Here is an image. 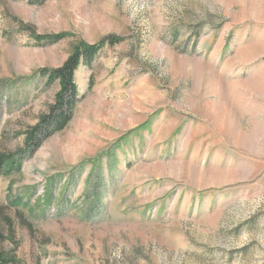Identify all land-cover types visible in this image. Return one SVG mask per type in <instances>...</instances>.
I'll list each match as a JSON object with an SVG mask.
<instances>
[{
    "label": "rangeland",
    "instance_id": "374dc122",
    "mask_svg": "<svg viewBox=\"0 0 264 264\" xmlns=\"http://www.w3.org/2000/svg\"><path fill=\"white\" fill-rule=\"evenodd\" d=\"M109 36L32 153L40 70ZM0 153L12 264H264V0H0Z\"/></svg>",
    "mask_w": 264,
    "mask_h": 264
},
{
    "label": "trees",
    "instance_id": "16d2710c",
    "mask_svg": "<svg viewBox=\"0 0 264 264\" xmlns=\"http://www.w3.org/2000/svg\"><path fill=\"white\" fill-rule=\"evenodd\" d=\"M47 0H29L32 4H42ZM59 1V0H58ZM65 33L36 37L39 42L55 44L66 38ZM120 42L115 36L104 38L99 44H78L65 63L58 68L41 69L39 74L47 79V84L58 82L60 90L56 96L55 105L51 107L50 114L44 117L39 125L34 127L27 137L33 144L32 153L36 152L47 138L63 131L72 119L73 110L78 102V86L76 73L80 67L91 68L101 51L106 47H114ZM14 157L0 153V179L9 176L14 170L19 169ZM13 260L7 259L0 253V264H12Z\"/></svg>",
    "mask_w": 264,
    "mask_h": 264
}]
</instances>
